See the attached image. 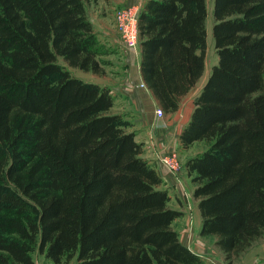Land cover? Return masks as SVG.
<instances>
[{"label":"trees","instance_id":"trees-1","mask_svg":"<svg viewBox=\"0 0 264 264\" xmlns=\"http://www.w3.org/2000/svg\"><path fill=\"white\" fill-rule=\"evenodd\" d=\"M93 1L0 0V264H36V249L55 264H203L110 89L68 67L102 70ZM213 16L219 60L180 140L210 141L185 166L200 233L232 264L264 234V0H213ZM207 17V0L139 11L141 71L164 111L205 71Z\"/></svg>","mask_w":264,"mask_h":264},{"label":"crops","instance_id":"crops-1","mask_svg":"<svg viewBox=\"0 0 264 264\" xmlns=\"http://www.w3.org/2000/svg\"><path fill=\"white\" fill-rule=\"evenodd\" d=\"M141 1L144 4L146 0ZM88 6L89 3H87V8ZM99 17L100 16L96 15L95 18H90L93 21L96 31H98L100 35L104 34L110 36L112 40L115 38V40L119 42L118 36L115 37V31H110L98 26V19L101 23H104ZM132 53L135 56H133V58ZM132 53H130L129 56L125 54L121 58L122 64H120L116 76H101V73L99 72L84 70L86 73L90 72L93 79L84 78L82 76L79 77L87 81L102 84L110 89L115 98L114 105L110 108V112L121 113L124 118L130 121V124L127 125L126 129L129 131H135L137 140L144 143L145 151L143 155L153 163L159 174L162 176V186L169 189V186L175 185V180L172 172L161 161L160 156L161 154L179 149L180 146L183 147L180 140V134L191 117L195 106L194 98L207 81L211 71L206 75L204 71L200 79L197 81V83L201 81L200 87L194 90V86L187 94H185L181 99L178 109L174 111H165L164 115L159 116L156 111L157 107L160 106L159 101L152 90L144 82L142 75L140 44L133 49ZM142 83L144 85H142ZM186 101L190 102V108L188 109H185L184 106ZM196 153L188 154L186 159ZM170 195L172 198L171 192ZM198 213L199 222L196 234L185 237L183 242L191 250L205 258V260L208 259V257H217L219 258V261H221L220 259L225 257L224 251L216 245L217 235L200 233L202 215L199 207ZM232 264H264V234L256 238L252 246L249 247L240 257L235 259Z\"/></svg>","mask_w":264,"mask_h":264},{"label":"rangeland","instance_id":"rangeland-1","mask_svg":"<svg viewBox=\"0 0 264 264\" xmlns=\"http://www.w3.org/2000/svg\"><path fill=\"white\" fill-rule=\"evenodd\" d=\"M207 4H208V17L206 24H207L208 33H207L205 75L211 71L213 64L217 63L219 60L217 50L215 48L213 33H212V28L214 23L213 0H207ZM128 6H140L141 9L143 7V2L141 0H99V1L96 0L93 2H89V6L87 8V11L90 16L89 18L91 17L95 18L96 15L100 16L99 18L102 19L104 23H101L98 19L99 25L98 24L96 25H98L101 28H106L110 31H115L116 34L115 37L118 36L119 39V42H117L115 38H113L112 40L110 36L104 34L100 35V33L96 31L100 40V44H101L100 48L102 52V54L100 55V57L102 58V70L99 72L101 73V76H106V75L116 76V74L119 71V66L120 64H122L121 58L125 54L129 56L130 53H132L133 51V48L125 45L121 33L119 32L117 27L116 14L118 10ZM139 44H140V39H139ZM133 56L134 55L132 53V58ZM61 61L67 65L65 61L63 60ZM68 67L70 68L72 74L76 76L78 75V77L82 76L84 78L93 79L91 73L90 72L86 73L85 72L86 70L84 71L83 69L77 67H70V66ZM200 85H201V81L195 84L194 90L199 88ZM184 104H185L184 105L185 109L190 108L189 107L190 102L186 101ZM124 119L127 122L126 124L127 127V125L130 124V121L126 118ZM209 144L210 141L206 139H201L193 142L187 148H183L180 146L179 149L174 150L178 153V156L181 160L180 162L181 166L179 167L177 173L172 172V175L175 180L174 181L175 185L169 186V190L172 193L170 205L172 207L174 206V208L180 209L183 212L182 215L177 219H175V221L173 222L174 227L178 230L180 234V238L182 242L185 237L187 236L189 237L196 234L198 228V222H199L198 199L195 198L193 195V190L196 184L192 180V176H190L186 170V166H185V162L187 160L186 157L190 153H196V152L198 153L200 151H203L209 146ZM32 255L36 264H55L51 259H49L46 256L45 253H41L38 249L34 250ZM224 257L225 258L220 259L221 261H219V258L217 257L214 258L208 257V259L206 260L205 258L202 257V260H203V264H228L225 253H224ZM76 263H77V257H74L71 260L63 261L61 264H76Z\"/></svg>","mask_w":264,"mask_h":264},{"label":"built area","instance_id":"built-area-1","mask_svg":"<svg viewBox=\"0 0 264 264\" xmlns=\"http://www.w3.org/2000/svg\"><path fill=\"white\" fill-rule=\"evenodd\" d=\"M140 6H128L119 9L117 17V27L121 33L125 45L135 49L139 44V17ZM142 85H144L142 83ZM159 116L164 115L165 111L161 106L156 109ZM161 160L166 164L171 172L177 173L181 166V160L176 151L161 154Z\"/></svg>","mask_w":264,"mask_h":264}]
</instances>
